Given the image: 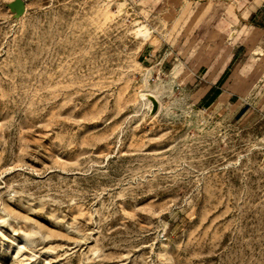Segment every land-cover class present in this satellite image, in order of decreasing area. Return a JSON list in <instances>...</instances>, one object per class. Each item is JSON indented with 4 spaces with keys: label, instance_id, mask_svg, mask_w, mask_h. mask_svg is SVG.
Masks as SVG:
<instances>
[{
    "label": "rangeland",
    "instance_id": "374dc122",
    "mask_svg": "<svg viewBox=\"0 0 264 264\" xmlns=\"http://www.w3.org/2000/svg\"><path fill=\"white\" fill-rule=\"evenodd\" d=\"M225 13L0 0V264H264V38Z\"/></svg>",
    "mask_w": 264,
    "mask_h": 264
},
{
    "label": "crops",
    "instance_id": "0c3cea01",
    "mask_svg": "<svg viewBox=\"0 0 264 264\" xmlns=\"http://www.w3.org/2000/svg\"><path fill=\"white\" fill-rule=\"evenodd\" d=\"M193 5L208 4L213 8H225L226 13L218 17L217 24L226 30L227 25H235L237 32L247 28L250 31L259 33L264 38V0H186ZM237 60V53L232 52L228 58L216 65L214 76L209 87L212 91L209 95V102L213 104L223 93L218 85L226 79L230 66Z\"/></svg>",
    "mask_w": 264,
    "mask_h": 264
},
{
    "label": "bare ground",
    "instance_id": "6f19581e",
    "mask_svg": "<svg viewBox=\"0 0 264 264\" xmlns=\"http://www.w3.org/2000/svg\"><path fill=\"white\" fill-rule=\"evenodd\" d=\"M147 27V26H146ZM136 34L140 37H146L148 35V30L146 28L139 27L138 29H136ZM145 40V39H144ZM151 96H153V98H155L154 94L152 95V93L150 94ZM146 96L148 95H143L142 98L146 99ZM150 97V96H149ZM226 94H222L214 103V106H220L222 105L224 102H226ZM152 98V97H151ZM153 100V99H152ZM157 100V99H156ZM154 101V100H153Z\"/></svg>",
    "mask_w": 264,
    "mask_h": 264
}]
</instances>
